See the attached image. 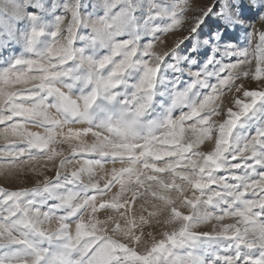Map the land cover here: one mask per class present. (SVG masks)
<instances>
[{"label": "snow or ice", "instance_id": "1", "mask_svg": "<svg viewBox=\"0 0 264 264\" xmlns=\"http://www.w3.org/2000/svg\"><path fill=\"white\" fill-rule=\"evenodd\" d=\"M13 45L0 264H264V0H0Z\"/></svg>", "mask_w": 264, "mask_h": 264}, {"label": "rangeland", "instance_id": "2", "mask_svg": "<svg viewBox=\"0 0 264 264\" xmlns=\"http://www.w3.org/2000/svg\"><path fill=\"white\" fill-rule=\"evenodd\" d=\"M256 27L259 28V24H257ZM22 51H23V49L19 45H13L12 49L9 50V53H0V54H16V55H19ZM159 111L160 110L157 109V112H159ZM188 123H191V122H188ZM30 130H32V131H42L41 129H37V128H32ZM0 143H2V142H0ZM113 167L119 168V167H121V165L119 163H117L114 166L112 164H106L105 168H104V172L110 174L111 169ZM22 186H30V185L26 184L25 180H20V181L16 182L15 184H12V185H5L3 183V181L0 180V187H7L9 190H13V189H16V188H19V187H22ZM118 190H119V186L117 185L116 188L112 189V191L108 193V197L107 198H111V196L115 195V193ZM109 211H111V210H109ZM229 222H231V221H228V220L225 221V223H229Z\"/></svg>", "mask_w": 264, "mask_h": 264}]
</instances>
